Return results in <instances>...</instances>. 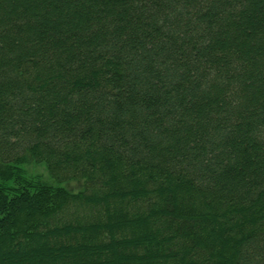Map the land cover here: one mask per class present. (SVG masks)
<instances>
[{"label": "trees", "instance_id": "obj_1", "mask_svg": "<svg viewBox=\"0 0 264 264\" xmlns=\"http://www.w3.org/2000/svg\"><path fill=\"white\" fill-rule=\"evenodd\" d=\"M0 264H264V0H0Z\"/></svg>", "mask_w": 264, "mask_h": 264}, {"label": "rangeland", "instance_id": "obj_2", "mask_svg": "<svg viewBox=\"0 0 264 264\" xmlns=\"http://www.w3.org/2000/svg\"><path fill=\"white\" fill-rule=\"evenodd\" d=\"M22 168L26 177L28 178H39L48 182L55 183L45 163L27 161L22 164Z\"/></svg>", "mask_w": 264, "mask_h": 264}]
</instances>
